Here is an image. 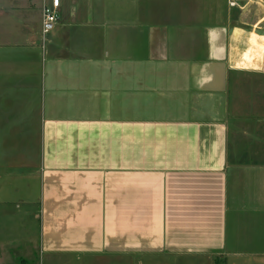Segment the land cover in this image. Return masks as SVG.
Instances as JSON below:
<instances>
[{"label":"crops","instance_id":"obj_1","mask_svg":"<svg viewBox=\"0 0 264 264\" xmlns=\"http://www.w3.org/2000/svg\"><path fill=\"white\" fill-rule=\"evenodd\" d=\"M234 1L61 0L44 37L0 0V264H264V4Z\"/></svg>","mask_w":264,"mask_h":264},{"label":"built area","instance_id":"obj_2","mask_svg":"<svg viewBox=\"0 0 264 264\" xmlns=\"http://www.w3.org/2000/svg\"><path fill=\"white\" fill-rule=\"evenodd\" d=\"M264 2V0H261ZM235 4V1L232 0ZM61 0H43L42 4V33L45 37L47 33L52 31L60 21L59 8ZM35 264H43L42 252H40V261Z\"/></svg>","mask_w":264,"mask_h":264},{"label":"rangeland","instance_id":"obj_3","mask_svg":"<svg viewBox=\"0 0 264 264\" xmlns=\"http://www.w3.org/2000/svg\"><path fill=\"white\" fill-rule=\"evenodd\" d=\"M261 3L264 4V2L261 1V0H253V2H252L253 5H252V8H251L252 9V12H254V11L256 12L257 7L260 6ZM141 255H143V254H141ZM151 255L150 256L147 255L146 257H142L141 258V264H149L148 257L153 258ZM143 258H145V259H143ZM151 261H152V259H151ZM29 263H32V262L30 261ZM165 264H167V263H165Z\"/></svg>","mask_w":264,"mask_h":264}]
</instances>
